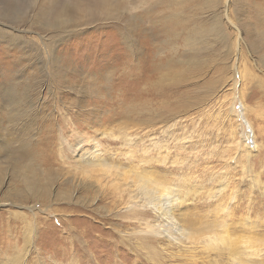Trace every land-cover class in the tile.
Listing matches in <instances>:
<instances>
[{
    "label": "rangeland",
    "instance_id": "obj_1",
    "mask_svg": "<svg viewBox=\"0 0 264 264\" xmlns=\"http://www.w3.org/2000/svg\"><path fill=\"white\" fill-rule=\"evenodd\" d=\"M95 146L179 191L191 238L87 179ZM227 249H264V0H0V264H236Z\"/></svg>",
    "mask_w": 264,
    "mask_h": 264
},
{
    "label": "bare ground",
    "instance_id": "obj_2",
    "mask_svg": "<svg viewBox=\"0 0 264 264\" xmlns=\"http://www.w3.org/2000/svg\"><path fill=\"white\" fill-rule=\"evenodd\" d=\"M7 92L9 91L7 90ZM80 152L81 149L79 150V160L77 164L79 169H81L83 175L90 180L91 178H96L98 180L97 183L100 184L99 189L102 188L105 190L106 186L102 185V181L104 179H108L109 181L114 182L120 186L122 185V192H124L126 188L128 189V191L130 190V192L134 194L133 198L141 202L143 207L147 206L151 209V211H153L156 218V224L154 226L155 228L158 227L159 229H161V233H156L157 235L164 234V236L168 239L171 237H175L174 240L176 241V243H180L183 239L191 238L192 233L190 230L195 229L197 227L198 221L194 216H192L193 214H188L186 211L179 209V205L185 202L186 200L183 199L179 191L172 189L167 184V181L164 178L158 175L156 176L155 173H152V171H150L149 169H145L138 166L128 167L125 166V164L123 163H118L113 158H107L106 156H103V154L97 151L96 146L94 147V150L87 149L84 150L83 153ZM31 213L34 217L36 216L34 210H32ZM135 214L137 216V213ZM30 225L33 227L32 222H30ZM223 225L227 224H222L221 226ZM32 227L26 228L32 231ZM202 227L204 226H201V228ZM198 233H200L197 236V239L199 241L206 242L207 246L213 245L217 247L216 243L220 241L218 236H221V234L216 235V232H205V229L198 230ZM173 234H176V236H174ZM34 236L35 235L32 231V234L29 236L27 242L28 246L24 253L23 260L27 259L28 254L34 248ZM177 236H180L182 239H178ZM232 251L230 249L226 250V256L228 257L229 262L234 261V263L236 264H264V249H259L256 252H246V255H244V253L238 254ZM36 254L37 256L35 258L37 263L44 264L40 260L38 250H36ZM243 257H246L247 259H244ZM252 257H259L262 260L261 262L253 261Z\"/></svg>",
    "mask_w": 264,
    "mask_h": 264
}]
</instances>
